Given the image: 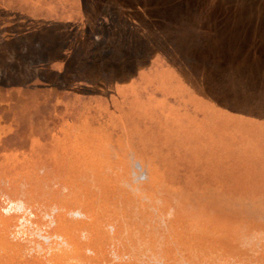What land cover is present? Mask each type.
<instances>
[{
    "label": "rangeland",
    "instance_id": "1",
    "mask_svg": "<svg viewBox=\"0 0 264 264\" xmlns=\"http://www.w3.org/2000/svg\"><path fill=\"white\" fill-rule=\"evenodd\" d=\"M83 3L0 50V264H264V0Z\"/></svg>",
    "mask_w": 264,
    "mask_h": 264
},
{
    "label": "crops",
    "instance_id": "2",
    "mask_svg": "<svg viewBox=\"0 0 264 264\" xmlns=\"http://www.w3.org/2000/svg\"><path fill=\"white\" fill-rule=\"evenodd\" d=\"M25 19L34 24V31L31 32V27H24ZM19 25L22 28L20 33L9 31ZM87 27V5H84L83 0H0V50L7 52L6 61L11 62L10 67L6 63L7 75L25 76L20 67L26 60L19 61L11 55L14 48L11 43L18 47L17 50L34 44L40 55L37 59L39 65L44 66L55 77L66 75L64 72L67 70L69 57L66 51L71 46L70 39L74 35L84 38ZM260 41L262 44L264 38ZM9 49L11 52H8ZM44 67L37 66L38 69Z\"/></svg>",
    "mask_w": 264,
    "mask_h": 264
}]
</instances>
